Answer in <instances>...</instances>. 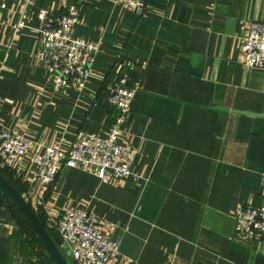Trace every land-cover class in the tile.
<instances>
[{
    "label": "crops",
    "instance_id": "0c3cea01",
    "mask_svg": "<svg viewBox=\"0 0 264 264\" xmlns=\"http://www.w3.org/2000/svg\"><path fill=\"white\" fill-rule=\"evenodd\" d=\"M41 8L76 11V35L100 44L83 87L57 85L36 57ZM261 22L264 0H146L141 12L117 0H0V121L33 142L0 169L32 204L35 155L83 131L107 134L125 76L138 89L121 140L136 150L138 178L101 182L62 166L46 206L94 210L120 240L116 264H264V239L239 240L234 218L238 204H264V69L241 60L244 33ZM42 258L0 192V264Z\"/></svg>",
    "mask_w": 264,
    "mask_h": 264
},
{
    "label": "built area",
    "instance_id": "2783aa9c",
    "mask_svg": "<svg viewBox=\"0 0 264 264\" xmlns=\"http://www.w3.org/2000/svg\"><path fill=\"white\" fill-rule=\"evenodd\" d=\"M20 1L27 7L33 6V0ZM117 1L141 12L146 0ZM36 18L39 42L36 57L43 63L50 80L60 86L83 87L94 73L100 44L76 35L80 21L76 11L55 13L41 8ZM16 26L20 30L26 24L21 20ZM241 51V60L246 66L264 69V22L249 25L242 38ZM137 89L138 86L130 84L127 77H120L116 90L109 97L119 114L107 134L83 131L68 148L48 145L35 155L34 175L41 191L31 205L35 211L43 214L47 227L58 234L62 246H68L73 264H116L120 240L111 239L104 233L103 219L86 205L53 209L46 206L45 197L56 182L62 166L91 171L101 182H108L111 178H138L131 168L136 150L130 143L121 140L123 125L130 114ZM32 143L25 134L4 127L0 121L2 166L19 164L31 153ZM234 218L235 236L239 240L264 239V204H238ZM36 261L40 262V259Z\"/></svg>",
    "mask_w": 264,
    "mask_h": 264
},
{
    "label": "water",
    "instance_id": "95a60500",
    "mask_svg": "<svg viewBox=\"0 0 264 264\" xmlns=\"http://www.w3.org/2000/svg\"><path fill=\"white\" fill-rule=\"evenodd\" d=\"M214 108L224 111H229L228 108L215 106ZM245 114L247 116H261L258 114L245 110H232ZM0 192L11 201L20 213L25 224L30 228L35 235L37 241L42 247L44 253L53 264H73L70 259V250L67 245L60 247L50 235L47 227L38 217L36 211L24 196V194L9 180L0 174Z\"/></svg>",
    "mask_w": 264,
    "mask_h": 264
},
{
    "label": "trees",
    "instance_id": "16d2710c",
    "mask_svg": "<svg viewBox=\"0 0 264 264\" xmlns=\"http://www.w3.org/2000/svg\"><path fill=\"white\" fill-rule=\"evenodd\" d=\"M0 174L6 178L7 180H9L12 184H14L22 193H23V188L24 186L22 184H19L15 179H13L12 175H11V172H8V170L6 169H0ZM5 197V196H4ZM6 198V197H5ZM7 199V198H6ZM8 202H9V205H10V208L12 210V213L15 215V218L17 219L18 221V224L20 226V228L26 233L27 235V238L30 242V244L33 246V247H36L37 248V251L38 253L40 254V256H42V260H40V262H36L35 264H53L50 259L47 257V255L44 253L42 247L40 246L39 242L37 241L35 235L32 233V231L30 230V228L25 224V222L23 221L20 213L18 212V210L16 209V207L11 203V201L9 199H7ZM37 212V215L38 217L41 219V221L44 223V225L47 227V224H46V220L43 216L42 213H40L39 211H36ZM48 228V227H47ZM48 231L50 233V235L52 236V238L54 239V241L60 246L62 247V244H61V241L59 239V236L58 234L49 229L48 228ZM32 264V263H31Z\"/></svg>",
    "mask_w": 264,
    "mask_h": 264
}]
</instances>
